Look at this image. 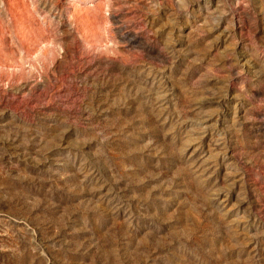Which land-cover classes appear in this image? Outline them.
Segmentation results:
<instances>
[{
    "label": "rangeland",
    "instance_id": "374dc122",
    "mask_svg": "<svg viewBox=\"0 0 264 264\" xmlns=\"http://www.w3.org/2000/svg\"><path fill=\"white\" fill-rule=\"evenodd\" d=\"M0 264H264V0H0Z\"/></svg>",
    "mask_w": 264,
    "mask_h": 264
}]
</instances>
